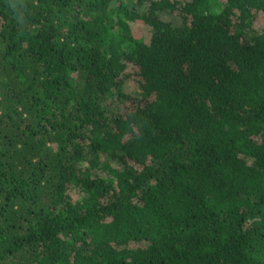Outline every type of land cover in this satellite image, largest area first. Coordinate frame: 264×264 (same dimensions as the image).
<instances>
[{
    "label": "trees",
    "instance_id": "1",
    "mask_svg": "<svg viewBox=\"0 0 264 264\" xmlns=\"http://www.w3.org/2000/svg\"><path fill=\"white\" fill-rule=\"evenodd\" d=\"M0 264H264V0H0Z\"/></svg>",
    "mask_w": 264,
    "mask_h": 264
}]
</instances>
